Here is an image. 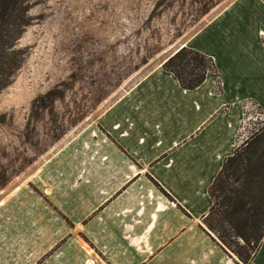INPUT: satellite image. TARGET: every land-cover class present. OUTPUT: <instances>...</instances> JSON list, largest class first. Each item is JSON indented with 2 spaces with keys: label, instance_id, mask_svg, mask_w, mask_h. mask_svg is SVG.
Returning <instances> with one entry per match:
<instances>
[{
  "label": "crops",
  "instance_id": "crops-1",
  "mask_svg": "<svg viewBox=\"0 0 264 264\" xmlns=\"http://www.w3.org/2000/svg\"><path fill=\"white\" fill-rule=\"evenodd\" d=\"M246 5L243 23L227 17L206 33L235 42L225 44V60L199 50L218 68L203 85L188 90L175 76L172 87L169 71L154 72L150 86L128 90L84 127L63 179L48 190L51 203L23 202L19 215L0 219L8 264H237L204 219L210 188L236 149L237 95L264 105V57L244 41L264 12ZM247 80L255 90H245ZM251 264H264V239Z\"/></svg>",
  "mask_w": 264,
  "mask_h": 264
},
{
  "label": "rangeland",
  "instance_id": "rangeland-1",
  "mask_svg": "<svg viewBox=\"0 0 264 264\" xmlns=\"http://www.w3.org/2000/svg\"><path fill=\"white\" fill-rule=\"evenodd\" d=\"M252 1L264 12V0H31L32 24L19 42L28 54L0 92V219L19 215L23 202L50 204L48 190L63 179L84 127L128 90L150 86L152 73L167 72L164 63L181 48L225 60V44L233 48L235 41L206 33L227 17L243 23ZM263 30L256 27L244 41L264 57ZM167 74L178 87L175 74ZM248 82L245 90H255ZM223 90L224 80H216L213 92ZM233 108L241 120L237 148L263 129L264 105L237 95ZM0 264H8L2 245Z\"/></svg>",
  "mask_w": 264,
  "mask_h": 264
},
{
  "label": "trees",
  "instance_id": "trees-1",
  "mask_svg": "<svg viewBox=\"0 0 264 264\" xmlns=\"http://www.w3.org/2000/svg\"><path fill=\"white\" fill-rule=\"evenodd\" d=\"M31 8V0H0V92L28 54L19 42L32 24ZM97 52L102 57L103 51ZM163 66L188 90L199 88L210 72L218 71L213 57L187 46ZM251 139L226 158L210 188L213 205L204 219L205 231L237 264H250L264 239V127Z\"/></svg>",
  "mask_w": 264,
  "mask_h": 264
}]
</instances>
